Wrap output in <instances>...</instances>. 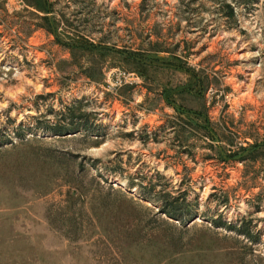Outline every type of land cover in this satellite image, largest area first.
<instances>
[{
  "label": "rangeland",
  "instance_id": "obj_1",
  "mask_svg": "<svg viewBox=\"0 0 264 264\" xmlns=\"http://www.w3.org/2000/svg\"><path fill=\"white\" fill-rule=\"evenodd\" d=\"M0 264H264V0H0Z\"/></svg>",
  "mask_w": 264,
  "mask_h": 264
},
{
  "label": "trees",
  "instance_id": "obj_2",
  "mask_svg": "<svg viewBox=\"0 0 264 264\" xmlns=\"http://www.w3.org/2000/svg\"><path fill=\"white\" fill-rule=\"evenodd\" d=\"M77 47H81V46H77ZM71 48H74V45H73V47H71ZM90 76H91V74H89ZM207 123H208V125H209V122L208 121H206V125H207ZM208 131H210V130H208ZM179 200V198H175V201L177 202ZM182 204H184V202L182 203ZM174 206V205H173ZM170 207L169 205H167L166 207H165V209H164V211L166 212V213H168V214H174L175 216H180V214L181 213H173L174 211H175V209L174 208H176V207ZM174 210V211H173Z\"/></svg>",
  "mask_w": 264,
  "mask_h": 264
}]
</instances>
